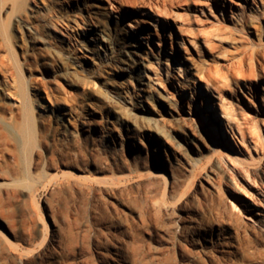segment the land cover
<instances>
[{
	"label": "rangeland",
	"instance_id": "obj_1",
	"mask_svg": "<svg viewBox=\"0 0 264 264\" xmlns=\"http://www.w3.org/2000/svg\"><path fill=\"white\" fill-rule=\"evenodd\" d=\"M111 1L0 0V264H264V57L240 76L232 29L264 0H138L137 29ZM194 13L202 53L178 42ZM110 37L137 45L135 71Z\"/></svg>",
	"mask_w": 264,
	"mask_h": 264
},
{
	"label": "bare ground",
	"instance_id": "obj_2",
	"mask_svg": "<svg viewBox=\"0 0 264 264\" xmlns=\"http://www.w3.org/2000/svg\"><path fill=\"white\" fill-rule=\"evenodd\" d=\"M137 1L138 0H136V1L134 0V4L127 3V2H122V0L121 1L112 0L110 2L112 4V6H113V11L117 12L119 14H122V15L124 14V16L126 18H128V20H129V25L133 29H137V25L135 23L136 20H132L131 17H130V13H131L130 12V7H132V9L133 8L135 9L138 5L140 6V4H139L140 2L137 3ZM195 1L196 0H180V1L178 0V2H180V3L181 2L186 3L187 6H190L191 4L195 3ZM142 3L143 4L141 6V10L151 13V11L153 9H155L158 12L160 11V13H158V15H161V12L167 14V13H169V11H171V8L174 7L173 2H169L168 3V2H166V0H144ZM222 13H224V12H222ZM215 21L216 22H222L223 18L220 19L218 17ZM202 22H203V20L200 19L197 16V13H194V18L193 19L189 18L188 19V24H187V25H189L188 27H189V29H191V31L189 30L190 33L188 32L187 36H183L182 34H180V36H178L179 44L180 45H184L186 42H189V43L193 44L194 46H196L198 48V52L202 53L204 50H203V48H200V45L201 44L202 45H206L207 43L205 44V42L209 43V41H206V39L201 37V34L203 33V28H202V24H201ZM193 23L196 25V27L192 26ZM90 25H92L90 27V30L92 32L91 40L96 42L95 44H97L99 42V40H104L105 41V38L103 37V35L99 31H97V30H99L97 28V24L93 21ZM52 27L55 29V31H57L58 33H60V34H62L64 36L69 35L67 30H65V29H63V28H61V27H59L57 25H52ZM233 28L236 31H238V32H240L241 34L244 35V37L247 40V47H249V49H250L249 55H245V57H243V59L239 62V69L237 70V73L240 76L243 77L242 73L244 72V67L249 66V67L254 68L255 63H257L258 67H259V63H261V61H262L261 60V56L264 57V12L261 14L260 17H258V21L256 23L255 22L253 23V22L250 21V22L245 23L244 25H240V26L233 25L232 29ZM179 29L182 30L180 27H179ZM126 32H129V30L128 31L126 30ZM254 34H256V37H253ZM140 37L145 39V40H147V42L153 39V37H152L150 32H142L141 31ZM199 39H200V42H198ZM110 40L115 42V38L114 37H110ZM115 43H116V46L118 48V51L121 54L126 55V59L125 60H121L122 61V67L126 68V69L130 68L131 70L135 71L134 68H135V65H137V59L135 57V55H137V50L135 48H137L136 47L137 45L133 44L132 42H130L127 39H125L123 41H117L116 40ZM209 45L212 48V44L209 43ZM109 47H110V44H109L108 48ZM110 48H112V47H110ZM161 48L162 47L160 46V50H161ZM206 48H208V50H209V47H206ZM246 54H248V53H246ZM247 58L249 59V61H247ZM180 62L183 63V60H180ZM261 65H260V67H261ZM257 70H258V68H257ZM139 76H140V79H139L140 85L141 86L147 85L149 80L147 79V75H146L145 71L144 72L140 71L139 72ZM221 77H223L227 81L229 80L228 75L224 74V75H221ZM207 82L211 83L209 80ZM209 83H207V85ZM236 83H238L237 80H236ZM213 84L215 85V83H211L209 85H211L212 88H214L215 86ZM215 90H216V87H215ZM208 93L213 94V91H210ZM210 100H214V98L211 97ZM214 104H215V102H214ZM222 104L225 107L224 116L226 115L228 120L232 119V117L235 116L234 110L232 108V105L230 106L229 103H225L223 101H222ZM208 105H209V103H208ZM208 105H205V108L207 110V113L205 114V119H206L205 121H207L208 132H210V134L212 133L211 135L215 137V135L217 136V135L221 134V130H222L221 129V123L222 122L220 120H214V119L210 118L212 113L208 112ZM218 107H216V108H218ZM25 114H26V116H28V118H29V115L31 114L30 113V107L28 105L26 106ZM241 124H238L237 128H238V130H239V132H240V134L242 136V141L244 142L245 139L247 138V133H246V130H244L245 128H243ZM228 125H229V123H228ZM155 133H158V132H155ZM214 140L215 139H212V143H215ZM224 157H227V156H224ZM227 161L229 162L230 168L233 171H235L237 173L244 174V175H250V171L248 169H244V168L240 167L239 164L236 161L230 160V159L227 160ZM158 173L161 176L165 175V173L162 170H159ZM258 177H259L260 181L262 182V186L259 189V195L262 196V197H259V200H261V202H262V201H264V169L259 173ZM233 181L236 183L235 179H233ZM248 209H249V212L253 211V209H252V207L250 205H248ZM0 233H3L1 228H0ZM6 239H8V238L6 237Z\"/></svg>",
	"mask_w": 264,
	"mask_h": 264
}]
</instances>
